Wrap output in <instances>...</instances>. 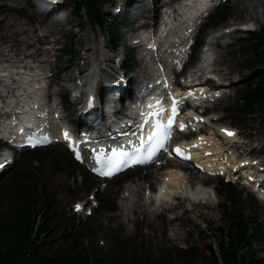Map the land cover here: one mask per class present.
<instances>
[{"label":"rangeland","instance_id":"obj_1","mask_svg":"<svg viewBox=\"0 0 264 264\" xmlns=\"http://www.w3.org/2000/svg\"><path fill=\"white\" fill-rule=\"evenodd\" d=\"M68 1H60L59 6H65L64 9L56 13L62 15L60 16L62 18L61 25L54 33L47 36V39L53 40L51 44L38 43L35 40V33L32 32L33 25L37 24V19L45 18L47 14L32 10L30 5L33 0H30V3L27 0L10 1L6 7L7 10L0 11V17L4 16L6 19L14 20L19 32L18 35L11 34L1 40L0 65L5 63L22 64L24 61H28L29 64L36 66V70L42 74L39 76L44 79L45 83L50 84L49 90L56 92L58 97H60V92L65 90V85L74 83L72 79L67 81L69 75L75 74V84L79 85L77 72L81 69L91 73V70L98 68L102 70L99 72L100 74H112L111 77L114 80L123 81V83H126L127 80L126 88H130L133 81L137 84L139 81L137 76L146 70L143 67L146 63L143 62L142 65L139 56L141 47L137 48L131 42L129 29L121 28L120 30L124 33L127 43L123 41L118 48H111L103 39L102 30L98 25H91L87 19H78L73 16L72 6ZM143 1L133 0L132 5L129 4L131 17L127 19V22L132 27L140 25L143 18L144 21L149 20L147 25L149 27L152 15L157 14V11L152 10L155 0H145L146 3ZM126 2V0L105 1L101 8L107 20L113 23V19L123 11L119 9ZM131 2L132 0L128 3ZM161 2L162 0H156L155 4ZM246 2L252 5V9L244 8L237 11L233 0H228V19L217 25L211 23L212 25L202 34L204 39L208 38L206 34L226 27L230 23H234L232 25L243 22L256 23L259 27L255 31L260 30L261 26L264 27V0H246ZM142 3H145L144 8L140 6ZM2 6L3 4L0 3V8ZM218 7L213 8L205 23L212 22V16ZM26 13L29 16H26ZM135 16L136 19L132 21ZM66 34H68V38ZM262 34L264 35V28ZM70 42L74 44V47L71 53H66V46ZM253 42L247 32L238 30H233L217 39L213 56H215L217 71L221 79L226 81V93L214 101H208V104L214 111L212 116L222 115L220 121L215 120L216 122H213L212 125H225L238 131L237 142L240 144V148L236 149V153L240 154L239 156L254 157L258 155L259 158H264V108L250 114L236 109L240 108L237 100L238 91L244 86L247 74L254 69L258 70V67L248 68L245 65V60L252 58ZM219 43L222 45L217 47ZM6 51L14 54V58L10 62L4 61ZM200 52L201 47L194 52L196 57L201 54ZM88 56H93L99 61L94 64H84ZM132 56L141 64L140 68H136L129 74H123L122 78L119 77V73L124 72L122 68L124 63L131 64ZM96 76L93 78H91V74L85 78L83 75L79 76V81L84 82L82 88L86 89L87 82L89 80L93 82ZM100 78L102 77L100 76ZM130 79H132L131 82ZM17 85H19L18 89L26 87L25 85L20 86V83ZM0 87L3 89L1 84ZM84 100V95L81 94L79 101L81 106ZM76 103V100L74 102L73 99H70V104L73 105L71 107L70 104L62 102L61 107L68 111L69 118L81 110L76 106ZM219 142L222 146L224 145L221 140ZM235 146L231 144L230 148L235 150ZM67 156L68 153L59 145L50 146L40 157L24 154L23 151L16 153L12 166L19 170L14 174L18 176L6 177L8 170L0 181V242L4 249L10 246L19 249L21 246L20 232L18 233L14 228L15 220L10 218V208L17 202L16 189L21 186L28 188L36 186L37 208L41 206L46 208V203L42 205V201L49 197L51 198L49 207L57 208L59 216L64 217L62 221H58L54 219V215L50 211L43 218V226H48L49 230L47 234L41 235L42 239L38 247L41 254L46 257L59 255L67 248L63 240L66 233L77 229L82 230L87 221V206L95 207L90 201L91 192L87 193L80 186L73 185L64 163ZM233 161H235L234 158ZM171 166L174 167L173 172L179 171L175 164ZM166 170L163 167L152 166L147 168L146 173L132 174L129 180L134 182L133 184H139L142 189L139 191V196L121 197L125 185L130 184V181L120 185L114 183V180L97 183V188L92 191L95 195L93 200L97 202L99 196L109 199L113 197L116 199V208L111 211L101 209L95 215L92 214L93 218L88 220V229L81 231L80 242L82 246L87 247L91 258H98L96 253L91 250L97 246L105 258H109L116 264H184L183 262L206 264L204 254H208L209 244L217 250V243L221 237L218 228L227 223L221 206L223 198L217 191L216 179L206 175L189 174V171L181 170L179 173H183L184 179L189 176L192 180V182L190 181L192 189L202 186L207 191V195L204 197L197 195L193 198L186 196L182 190V177L175 178L172 183L175 195H168L165 199L157 200L155 203L149 201L146 204V211L142 210L141 204L145 201L144 189L147 186L149 194H155L157 185ZM104 185L105 187H103ZM245 190L246 193L255 197L251 190L247 188ZM149 199L146 197V200ZM77 201L86 202L82 211L74 210ZM251 207L254 209V217L260 223V229L250 248V255L258 264H264V203L257 200V204L251 202ZM7 222L13 227L8 228ZM191 247L196 249L198 255L183 258L184 250H189Z\"/></svg>","mask_w":264,"mask_h":264},{"label":"trees","instance_id":"obj_2","mask_svg":"<svg viewBox=\"0 0 264 264\" xmlns=\"http://www.w3.org/2000/svg\"><path fill=\"white\" fill-rule=\"evenodd\" d=\"M75 7V14L85 11L92 24H98L104 32L105 40L117 48L122 39L119 28L103 17L101 6L107 0H70ZM228 11H220L213 18V24L227 20ZM253 42V57L247 59V66L258 67L256 74L251 77L248 83L240 92L242 109L251 112L256 106L264 108V35L262 32H254L251 36ZM74 44L69 45L68 53L72 52ZM128 63V62H127ZM125 67L128 70L129 65ZM220 190L224 193L225 202L223 206L226 217V225L218 228L221 235L217 250L209 244L208 254H204L206 264H258L250 255V248L254 238L259 233L260 223L254 217V211L250 203L240 200L241 193L235 185L223 183L220 179ZM36 188H24L20 191V199L15 206L14 228L21 235L19 238L20 248L13 246L4 249L0 242V264H116L94 246L93 250L97 257L91 258L88 249L82 246L80 232H70L65 237L67 248L59 255L46 257L39 252V233H45L48 226H43V218L47 216V207L37 208ZM44 205V201L42 202ZM41 220V222H40ZM8 228L13 225L6 223ZM16 231V232H17ZM19 243V242H18ZM19 247V244H18ZM17 249V250H16ZM90 249V248H89ZM194 247L184 250L183 258L197 256ZM90 257V258H89ZM184 264H187L183 262ZM133 264V263H132Z\"/></svg>","mask_w":264,"mask_h":264},{"label":"bare ground","instance_id":"obj_3","mask_svg":"<svg viewBox=\"0 0 264 264\" xmlns=\"http://www.w3.org/2000/svg\"><path fill=\"white\" fill-rule=\"evenodd\" d=\"M9 1H11V0H0V3L3 4V6L0 8V11H2V10L4 11V9L7 10L6 7H7V4ZM126 1L129 2L131 0H126ZM172 1L171 0H162V2L160 4L159 3L155 4L156 3V0H155L153 2V6L156 9L161 8V7H167V6H169L168 3L170 2V4H171ZM132 2H133V0H132ZM143 2H145V0ZM206 2H207V0H206ZM145 3H142L141 7L144 8ZM233 5L236 6L237 11L242 10L244 8L252 9V5L250 3H247L246 0H233ZM56 7L57 6H54V8H56ZM213 7L214 6L209 4L207 7H204L203 9H201V7L196 8L197 12L195 13L194 18L191 21H189L191 23L181 22L177 28H174L169 32L166 39L162 42V46H163L162 50H160V51L156 50L155 51V49H151V50L149 49L151 51V53H150L151 55H150V57H148L151 60L150 65H153L154 61H155V65H156L155 72L154 71L150 72L151 75H153L152 79H154V75H155V79H157V77H159V76H157V74L159 75L161 73L160 68L162 66L169 67V71L167 72V74H169L170 71H172V70L174 71V69L177 67L178 62L184 61V59L186 58L185 52L187 51L185 48V45L188 42L190 35L195 32V30H196L195 25L197 24L198 21H200L204 17L203 14H205L207 11L210 12L213 9ZM46 10L50 11L49 13H47V17L42 18V19H37V25H34L32 31L35 32L36 41H39V42L44 43V44L45 43L51 44L53 40L47 39V36H48V34H52L57 30V28L61 25V19L62 18H60V16H58L56 14L57 12H55L54 9L49 7ZM129 10H130V8H129ZM128 13L129 12H127V14ZM171 13H172V15H171L172 17H174L175 14H178V12L176 13L174 9H173V11H171ZM156 16H157L156 13L152 15L153 23L155 22ZM150 19H151V17H150ZM174 19L177 20L175 17H174ZM147 21H149V20L146 19L144 21V18H143V21L141 22V24L138 25V27H134V30L135 29H142L145 26L147 27ZM232 24H234V23H230L229 25H232ZM248 27L252 28V29H256L257 24L253 23V24H250V26H248ZM18 32L19 31L17 28V24L15 23L14 20H11V18L6 19V17H4V16L0 17V43H2L1 40H4L5 38L10 36L11 34H17L18 35ZM173 37L179 38V41L178 42H172ZM146 48H149V47H146ZM211 50H212L211 47L207 48V49H205V48L202 49L203 61L208 59ZM4 56H5V60H4L5 62H10L12 60V58H14V54H12L10 51H6ZM97 61H99V60H96L95 57L88 56V57H86L84 64H89V63L92 64V62L97 63ZM5 66L8 67V65H5ZM14 66L24 68V70H26L27 72H30L32 70V66L27 65V62L22 63V64L18 63V64H15ZM215 68L216 67L213 66V69H215ZM3 73L6 74V72H3ZM31 75H32V77L28 80L34 79L33 74H31ZM83 76L85 78L88 76V74L86 72H84ZM14 79L15 78H13V80ZM70 79L74 80L75 74L69 75V78H67V81L69 82ZM33 82L36 83L37 81L34 80ZM89 82L90 81L87 82L88 86H90ZM223 82H226V81L223 80ZM11 83H13V81ZM10 84L6 83L3 85L5 91H4V93H0V96H2V94L6 95L7 97L9 95L14 96V92H12L13 90H11L14 88L11 87ZM117 85H121V84H117ZM65 86H66V88H73V87H71L70 83L65 85ZM75 86L78 87L77 85H75ZM121 89L124 90L125 89L124 86H122ZM28 90L23 89V91L20 90L19 92H17L18 95H21V97H20L21 99L19 101H22V103L31 102V103L35 104L36 102L39 101L40 98L44 97V95L42 93L31 94L33 92V90H30V91H28ZM81 91H83V90L80 88V92ZM46 93H48V92H45V94ZM37 96L40 98H37ZM67 96H69V95H67ZM75 100L77 101V98H75ZM75 100H74V102H75ZM14 105H16V107ZM123 105L125 106L126 104H123ZM6 106L20 108L21 104L19 105V102L17 100H15V101L12 100ZM91 106H95V105H91ZM0 108H2V106H0ZM90 110L92 112L93 111L95 112V117H98V116H99L98 118L101 117V115H98L99 112H97L96 107H94L93 109H91V107H90ZM105 111L107 112V109H105ZM3 112H5V114H6V111H3ZM87 115H92V116H87V118H89V119L95 118L94 114H88V112H87ZM78 117H83L82 110H80V114L78 115ZM71 119H75V116H73ZM71 119H69V121H71ZM193 119L196 120L197 117H194ZM19 130L20 129H18V132H19ZM223 131H224V128L220 129L221 133H223ZM203 138H204V141H200L199 147H201V148L208 147L209 140L207 138L205 139L204 136H203ZM227 139L229 142H235L236 136L234 134L231 138H227ZM236 143L239 144L238 142H236ZM217 158L218 157H216V159ZM3 159L4 158L0 156V162H2ZM243 160H242V162H243ZM238 162H237V164H238ZM221 166H223V165H221ZM180 175H181V173H179V171H177V172H173V170L166 171L164 176H163L162 182L159 185V190L155 194L152 195L153 198L156 199V196L165 197L166 192H172V188H170L169 186L171 185L172 180H174L175 178H180L181 177ZM191 182H192V180H191ZM141 190L142 189H139V187H133V185H127L124 188V192H126V191L129 193L133 192L134 195H139L138 191H141ZM184 190L188 196H192V197H195L197 195H202L204 197L205 195H207V191L204 188H202L201 186H198L196 189L192 190V189H189L188 185H187L184 188ZM142 209L146 210V203Z\"/></svg>","mask_w":264,"mask_h":264},{"label":"snow or ice","instance_id":"obj_4","mask_svg":"<svg viewBox=\"0 0 264 264\" xmlns=\"http://www.w3.org/2000/svg\"><path fill=\"white\" fill-rule=\"evenodd\" d=\"M175 109H176V106H175V104H173V110H174V113H175ZM173 122V119H172V117H169V124H171ZM184 125L183 124H181V127H183ZM225 132H228L229 134H234V131L233 130H230V129H225L224 130ZM29 142H31V141H29ZM163 145L162 144H160L159 142L157 143V145H156V148H159V147H162ZM156 149H153V151H155ZM115 151V150H114ZM177 151L178 152H180L181 150H180V148H179V146H177ZM181 154H184V153H182L181 152ZM151 155V154H150ZM149 158H150V156H149ZM77 207H80L79 205H77Z\"/></svg>","mask_w":264,"mask_h":264}]
</instances>
